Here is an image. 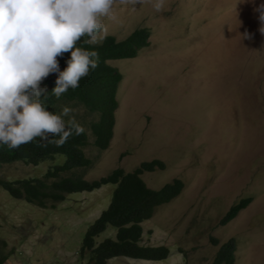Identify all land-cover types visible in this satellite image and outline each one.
I'll list each match as a JSON object with an SVG mask.
<instances>
[{
  "label": "rangeland",
  "instance_id": "374dc122",
  "mask_svg": "<svg viewBox=\"0 0 264 264\" xmlns=\"http://www.w3.org/2000/svg\"><path fill=\"white\" fill-rule=\"evenodd\" d=\"M155 2L133 8L117 0L111 16L101 18L105 31L96 44L107 36L122 41L139 28L153 34L138 59L107 63L122 82L106 151L94 144L91 123L98 114L70 105L87 132L84 152L93 162L76 170L78 176L92 182L162 161L167 170L145 174V183L154 190L176 180L185 184L178 198L142 224L144 245L167 246L170 257L113 258L106 264H212L234 237L237 264H264V35L260 12L254 11L264 0H163L159 12ZM245 31L251 39L241 38ZM64 162L62 156L39 166L17 162L4 165L0 176L41 178ZM115 187L67 195L48 208L0 188V241L14 252L9 264H94L89 253L81 256L83 241ZM249 198L253 203L233 222L219 225L237 202ZM114 234L108 226L96 242Z\"/></svg>",
  "mask_w": 264,
  "mask_h": 264
},
{
  "label": "trees",
  "instance_id": "16d2710c",
  "mask_svg": "<svg viewBox=\"0 0 264 264\" xmlns=\"http://www.w3.org/2000/svg\"><path fill=\"white\" fill-rule=\"evenodd\" d=\"M152 35L149 28H139L122 41L107 36L99 44L85 43L89 37H82L77 42V47L98 52L99 66L80 80L78 88L69 89L59 99L51 94L56 86L58 74H49L41 84V87H46L48 90L47 98L42 97V102L48 110L56 114H59L64 106L70 107V105H82L90 113H97L98 120L91 123L95 137L94 144L99 151H106L115 128V111L118 108L116 94L122 82L120 73L107 63L138 59L141 51L151 46ZM69 58L70 52L57 58L61 71L67 67L66 61ZM64 119L67 121L68 117ZM76 122L83 127L82 123L77 120ZM49 139L57 140L59 137H49ZM87 144L88 135L84 129L82 134L73 133L62 146L39 138L21 145L19 149H9L6 145H0V170L4 165L17 162L39 166L44 162H54L58 156L65 158L62 165H51L41 178L9 181L0 176V188L15 199L48 208L49 204L65 201L67 195L93 192L107 184L115 185L108 207L102 211L86 233L81 256L84 258L89 253L90 260L94 264H106L113 258L155 262L168 259L171 254L169 247L144 245L142 224L152 219L158 207L178 198L185 189V184L176 180L159 190L150 188L142 178L145 174L166 171L167 165L162 161L144 163L133 173L127 174L122 170H115L100 180L87 181L82 176H78V171L75 172L93 165L84 152ZM68 173L71 175H67ZM251 203H253L251 198L237 202L219 225L227 226L233 222ZM108 226L115 229L114 237L97 243L96 238L104 233ZM211 240L213 245H218V238L212 237ZM0 243L2 245L0 264H9L14 252H7L6 241ZM237 251V239L234 237L217 252L212 264H237Z\"/></svg>",
  "mask_w": 264,
  "mask_h": 264
},
{
  "label": "clouds",
  "instance_id": "9594fccd",
  "mask_svg": "<svg viewBox=\"0 0 264 264\" xmlns=\"http://www.w3.org/2000/svg\"><path fill=\"white\" fill-rule=\"evenodd\" d=\"M116 2L0 0V145L19 149L39 138L62 146L73 133L84 132L71 115L72 108L64 106L59 114L46 108L41 98H47L48 90L41 84L49 74L57 73L51 94L59 99L99 66L98 52L77 47V42L85 36L89 37L85 43L99 42L97 36L105 31L101 18L111 16ZM119 3L135 8L144 0ZM152 6L162 11L163 0ZM254 11L260 12L259 32L264 35V4ZM240 36L251 39L247 31ZM66 52L70 58L61 71L57 58Z\"/></svg>",
  "mask_w": 264,
  "mask_h": 264
}]
</instances>
